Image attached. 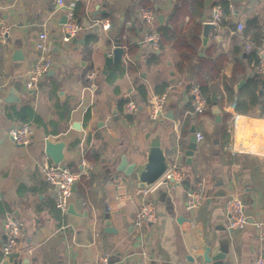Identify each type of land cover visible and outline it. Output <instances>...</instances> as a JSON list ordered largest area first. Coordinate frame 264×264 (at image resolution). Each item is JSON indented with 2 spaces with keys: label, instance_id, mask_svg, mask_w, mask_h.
<instances>
[{
  "label": "crops",
  "instance_id": "1",
  "mask_svg": "<svg viewBox=\"0 0 264 264\" xmlns=\"http://www.w3.org/2000/svg\"><path fill=\"white\" fill-rule=\"evenodd\" d=\"M226 1L233 11L228 19L232 27L243 24L247 28L255 19L264 28V0H66L80 6L84 30L76 43H64L66 8L57 7L53 0H0V18L9 28L0 42V264L6 257L11 264L26 259H36L31 264H99L103 257L117 254L122 262L116 264H204L186 257L203 240L211 243L214 239L216 247L228 249L227 264H254L257 255L264 256V236L258 228L264 223V75L258 74L256 60H249L246 47L235 51L242 32L230 25L213 31L205 55L200 51L204 23L212 21L216 7ZM144 10L164 15L163 25L157 21L158 31L166 26L177 35L172 42L164 41L163 51H155L147 41L151 26L142 18ZM104 21L110 23L108 30L101 24ZM43 32L49 35L53 66L34 95L26 81L42 56L36 42ZM90 36H97V41L87 44ZM113 47H122L125 54L102 80L103 54L113 57L109 52ZM18 50L21 54L15 58ZM156 52L161 58L151 64L149 58ZM180 54L191 59L183 71L177 68ZM210 58L218 68L212 86L219 98L220 122L213 107L202 116L187 115L189 86L200 80V68ZM119 66L124 67V74L117 70ZM258 78L259 105L248 115L237 113L227 101L224 82L238 93ZM163 80L170 84V102L164 115L150 122L138 87L145 84L151 97L157 95L156 85ZM242 80L246 85L236 90ZM129 99L139 105L131 120L121 106ZM88 109L91 114L86 122ZM170 111L174 121L166 118ZM31 112L36 118L32 143L14 145L10 132L20 121L18 116ZM76 123L80 130L73 129ZM193 125L205 140L197 145L193 163L187 166ZM47 139L66 143L61 164L73 171L92 169L90 177L76 185L71 199L76 214L57 209L56 188L43 178L41 166L53 163L45 152ZM155 144L165 151L171 165L178 161L184 167L192 185L205 181L207 198L193 218L186 211L187 191L181 185L160 181L144 195L137 177L116 178L114 169L123 155L130 163L144 165ZM217 178L223 179L229 197L212 196ZM121 184L132 196L122 207L114 201ZM233 195L246 202V216L254 221L242 230L229 226L226 204ZM146 199L155 202L158 218L138 228L135 215ZM251 199L253 204H249ZM107 209L117 234L105 232ZM7 211L24 224L22 248L31 253L3 255Z\"/></svg>",
  "mask_w": 264,
  "mask_h": 264
},
{
  "label": "built area",
  "instance_id": "2",
  "mask_svg": "<svg viewBox=\"0 0 264 264\" xmlns=\"http://www.w3.org/2000/svg\"><path fill=\"white\" fill-rule=\"evenodd\" d=\"M109 1V0H104ZM54 4L60 8H66V23L64 25L63 42L70 43L72 40L79 38L83 32V26L79 17L76 14L77 4L75 2L67 3L66 0H53ZM223 16L222 6L219 5L214 11L211 23L219 25ZM142 18L151 26V34L148 36L147 41L152 43L155 51L160 49L161 36L157 30L158 17L155 11L144 10ZM105 30L110 28L109 21L101 23ZM243 24H239L237 30L242 31ZM9 28L4 21L0 18V42H4ZM218 37V36H217ZM115 47H113L114 49ZM36 49L42 54L41 58L33 65L32 69L27 75L26 88L28 91L37 92L39 84L46 78L53 66L51 57V42L49 35L46 32L40 33L36 42ZM248 52L253 50V46L248 44L246 46ZM110 54L112 50L109 51ZM259 61L254 64L258 70V74L264 75V44L257 50ZM191 109L187 115L202 116L206 112V101L200 94L198 88H191L188 91ZM170 102L168 93L161 95H153L150 97L148 108V119L150 122H157L163 116L166 107ZM139 110V105L136 101L130 100L124 107V115L132 117L136 115ZM86 112V111H85ZM34 135V128L32 123L18 121L15 128L10 132V137L14 145L27 147L32 143ZM196 150L197 145L205 140V136L201 132L195 134ZM234 151V148H233ZM195 155V153H194ZM81 164L85 166L87 161L82 158ZM41 172L45 181L56 188V207L62 213H67L73 197V187L80 183L84 178H89L92 172L89 169L82 171H73L65 164L55 165L54 163H45L41 166ZM184 167L175 161L170 170L163 176L160 181L174 180V185H180L181 182L187 177ZM159 181V182H160ZM148 190H144V195L148 194ZM207 198L206 183L204 180L195 182L191 189L186 193V211L193 214L202 206ZM132 199V196L125 184H121L117 191L114 201L117 206H124L126 202ZM109 211L111 210L108 206ZM226 213L228 216L229 226L232 230H242L248 224L247 216L244 208V202L240 196L233 195L229 198L226 204ZM157 207L154 201L146 199L143 201L135 215V226L142 228L144 225L153 224L157 221ZM192 225L195 226V221L192 220ZM262 236H264V223H259ZM25 227L24 224L16 217L13 212L7 211L4 219V236L5 242L2 246V253L4 256H22L26 253H31L30 250L22 248V240L24 237ZM108 256L101 259L99 264H108ZM254 264H264V256L257 255L254 259Z\"/></svg>",
  "mask_w": 264,
  "mask_h": 264
},
{
  "label": "water",
  "instance_id": "3",
  "mask_svg": "<svg viewBox=\"0 0 264 264\" xmlns=\"http://www.w3.org/2000/svg\"><path fill=\"white\" fill-rule=\"evenodd\" d=\"M106 11H103L105 13ZM97 13L95 14L94 17H96ZM159 22L163 25L164 23V15H159L158 16ZM85 22H87L85 20ZM66 23V16L63 18V22ZM88 24V22H87ZM89 25H87L88 27ZM219 30L218 25H214L213 23L206 22L203 25L202 29V35H201V40H202V46H201V54L204 56L205 51L209 48L210 42H211V33L213 31L217 32ZM76 43V39H75ZM2 47V44H0V48ZM21 54V51H16L15 53V58L16 56L18 57ZM113 57H109V53H104L103 57L105 59V69L103 71V76L102 80L105 79V75L108 74L109 68H111L113 65H116L118 63L122 62L123 55L125 54V50L122 47H115L112 51ZM174 75V73H172ZM174 82V81H172ZM261 82H263L261 80ZM43 82L39 84V87H43ZM244 85H246V80L240 81L235 88L236 90L241 89ZM31 94H36L37 92L29 91ZM263 91H261V94ZM212 101H213V113L216 117V120L218 122L221 121V110L218 107V102L219 98L217 96L216 92H213L212 94ZM116 112V111H115ZM115 114V113H114ZM166 118L169 121H174L175 117L172 111L169 112L168 115H166ZM100 119H103L101 116ZM165 125H169L168 122H165V120L162 121ZM102 127L104 126V123L101 125ZM15 128V127H14ZM13 128V129H14ZM73 129L80 130L81 125L80 123H76L73 125ZM197 132V129L195 125L191 128L189 131L190 135V143L188 146V149L186 151V165L191 166L193 163L194 159V153L196 150V138L195 134ZM65 148H66V143L63 141H51V140H46L45 142V152L47 156L53 161L55 165H59L63 163L65 159ZM171 168V163L169 161V157L166 155L165 151L160 148L159 145H152L148 151V160L144 165H139L138 163H130L128 160L127 155H123L121 157L120 163L117 167H115L114 171H116L117 175L116 178L118 179L121 175H124L126 177H132L135 176L138 179V189L140 191H144L146 189H150L153 187L155 184H157L163 176L170 170ZM110 172V171H109ZM165 183H170L174 185V180H164ZM192 179L190 176H187L182 182L181 186L186 190L189 191L192 187ZM216 190L213 193V197H229L230 192L225 189L224 187V181L222 178H217L216 179ZM73 192H76V185L73 187ZM250 192V191H248ZM249 193H247L248 195ZM249 202V204H253L254 201ZM74 205L69 206L68 213H75ZM244 208H246V202H244ZM76 214V213H75ZM248 223H254V221L249 220L247 218ZM112 217L111 214L109 213L108 209L106 210V213L104 215V226H105V232L109 234H117L118 230L115 229L113 225ZM216 242L217 240L214 239L212 240L211 243H208L206 240H203L199 247H195L193 251L191 252L190 255H187L186 259L189 262L194 263L196 259H201L204 264H227L225 262L228 254V249L221 245L220 247H216ZM220 244H222L220 242ZM10 257H6V261L4 264H11ZM32 261H36V259H26V260H18L16 264H31ZM122 258L120 255L112 256L109 257L108 259V264H116V263H121Z\"/></svg>",
  "mask_w": 264,
  "mask_h": 264
},
{
  "label": "trees",
  "instance_id": "4",
  "mask_svg": "<svg viewBox=\"0 0 264 264\" xmlns=\"http://www.w3.org/2000/svg\"><path fill=\"white\" fill-rule=\"evenodd\" d=\"M201 4V1H200ZM222 12L223 16L219 22V27H227L230 25V22L228 19L232 16L233 11L231 10L230 2H223L222 3ZM80 13V6L77 5L76 7V14L79 17ZM247 28L244 27V29L241 31L242 33L240 34L241 40H237V48H235V51L241 52L242 51V46L246 47L248 44H251L253 46V50L249 55V60L251 61L253 58L256 60V62L259 61V55L257 54V50L264 44V28L263 26L254 19V21H251ZM231 26V25H230ZM231 28H234L231 26ZM234 30H237L234 28ZM159 34L161 36V42H160V51L164 50V41L166 42H172L176 39L177 35L170 30L168 27H161L159 29ZM97 36H90L87 39V44H93L97 41ZM161 58L160 55L156 53L152 54L151 57L149 58V61L151 64H158L159 59ZM190 57L186 56L184 54H180L177 68L180 71H183L185 67L189 64ZM213 66H215V63L213 62V59H206L204 63L202 64L200 68V80H197L190 84L189 89L191 88H198L200 91V94L202 97H204L206 101L207 108L206 110L210 111L211 108L213 107V101H212V94L216 90L212 86V82L216 78L215 72L218 70L215 69ZM211 68H214L215 71L212 72ZM118 71L120 70L121 74L125 73L124 67L121 68V66L118 67ZM113 79V78H112ZM226 79V78H224ZM250 81L248 84L240 90L238 93L235 91L234 87L229 85V83L224 82V91L227 96V101L230 105H235V110L237 113L242 114V115H248L251 112L254 111V109L257 108L259 105L260 101V80L259 78L255 81ZM113 81V80H112ZM170 88V84L168 81L163 80L159 82L156 85V94L161 95L164 94L168 91ZM138 95L140 96L141 100L145 103L148 104V101L150 99L149 97V92L148 88L145 84L140 85L138 87ZM130 101L129 100H124L121 102L122 109L124 106ZM90 110L88 109L85 112V121L87 122L90 119ZM19 120L21 122H27V123H32L35 121V116L34 114L31 113H25L24 115H19L18 116ZM130 120L132 119L130 116L127 117Z\"/></svg>",
  "mask_w": 264,
  "mask_h": 264
},
{
  "label": "rangeland",
  "instance_id": "5",
  "mask_svg": "<svg viewBox=\"0 0 264 264\" xmlns=\"http://www.w3.org/2000/svg\"><path fill=\"white\" fill-rule=\"evenodd\" d=\"M169 94H170V93H169ZM171 94H172V92H171ZM196 212H197V211H196ZM196 212H195V213H196ZM195 213H193V214H189V213H188V214L191 216V218H193V215H194Z\"/></svg>",
  "mask_w": 264,
  "mask_h": 264
}]
</instances>
